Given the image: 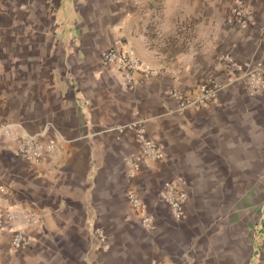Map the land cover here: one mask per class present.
<instances>
[{"label":"crops","instance_id":"1","mask_svg":"<svg viewBox=\"0 0 264 264\" xmlns=\"http://www.w3.org/2000/svg\"><path fill=\"white\" fill-rule=\"evenodd\" d=\"M238 3L243 29L226 22ZM262 26L264 0H0V122L54 142L32 162L0 136V207L33 216L9 224L26 250L0 234V264H264V88L223 58L264 66ZM116 40L141 64L131 89L100 65ZM209 79L207 106L170 95ZM137 128L164 156L130 176ZM169 181L188 195L181 220L160 198Z\"/></svg>","mask_w":264,"mask_h":264},{"label":"built area","instance_id":"2","mask_svg":"<svg viewBox=\"0 0 264 264\" xmlns=\"http://www.w3.org/2000/svg\"><path fill=\"white\" fill-rule=\"evenodd\" d=\"M253 19L252 11L242 3L233 6L226 17V22L239 29L245 28ZM260 44L264 47V26L260 29ZM120 40L114 41L109 47L100 52V65L104 68H115L119 74V82L126 89H131L135 85L132 73L141 67L136 58L120 48ZM223 58L228 62L227 66L237 72H245V85L247 88L256 92L264 88V66L259 63L249 64L247 62L237 63L232 61L229 55L225 54ZM150 72L144 70V76L148 77ZM218 86L214 80L209 79L202 82L198 92L195 95L184 94L173 90L170 95L180 100V109L200 108L207 106L217 96ZM135 139L137 142V151L124 159V164L130 176H134L143 164L158 161L163 158L164 152L162 146L155 140L147 137L141 128L135 130ZM0 136L10 137L14 141V151L32 162H41L45 156L52 152L54 148L53 140L46 142L39 140L34 136L21 134L13 131L7 124L0 122ZM127 198L136 208H142L143 204L138 199L133 190L127 191ZM160 198L169 206L174 219L184 218V206L188 195L186 190L177 182L169 181L163 186ZM26 220L33 219V216L27 211L15 212L4 210L0 207V234L4 230L10 231V246L16 252H22L30 246V238L24 232L10 228L9 224L19 218ZM143 226L152 228L153 225L149 217H143L141 220ZM98 236L103 238L102 231L96 230ZM152 264H167L163 262H153Z\"/></svg>","mask_w":264,"mask_h":264}]
</instances>
